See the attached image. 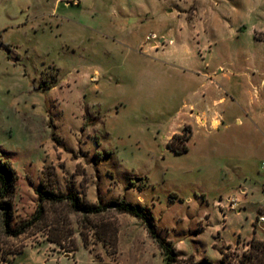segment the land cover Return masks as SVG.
<instances>
[{"label": "rangeland", "instance_id": "1", "mask_svg": "<svg viewBox=\"0 0 264 264\" xmlns=\"http://www.w3.org/2000/svg\"><path fill=\"white\" fill-rule=\"evenodd\" d=\"M99 1L88 0L83 19L74 14L79 6L62 2L53 13L60 26L6 38L28 45L19 64L4 62L11 48L0 44V162L10 161L16 174L11 229L34 217L42 186L105 210L87 215L68 202L48 205L45 220L19 236L6 233L0 213V264H165L143 222L108 207L121 200L147 208L159 234L187 257L219 264L223 248L225 264H238L254 238L264 240V0H197L196 28L222 47L213 63L240 72L248 113L230 130L222 128L218 142L225 154L219 158L202 134L189 153L168 150L162 54L150 53L142 79L139 71L130 77L121 52L109 68L100 61L85 67L83 39L98 20L113 22L122 14V0ZM125 1L130 17L152 19L145 33L155 32L159 43L166 30L192 33L193 0ZM54 2L0 0V35L10 13L36 21L52 15ZM22 100L28 101L23 108ZM238 127L245 142L228 155L225 139ZM238 195V205L229 200Z\"/></svg>", "mask_w": 264, "mask_h": 264}, {"label": "crops", "instance_id": "2", "mask_svg": "<svg viewBox=\"0 0 264 264\" xmlns=\"http://www.w3.org/2000/svg\"><path fill=\"white\" fill-rule=\"evenodd\" d=\"M87 2L88 0H81L77 5L80 9L74 14L78 19L84 18ZM99 2L100 4L106 3V0ZM122 2V14L116 16L113 22L98 20L97 30L89 33V37L86 35L88 40L83 39V54L87 57L83 60V64L89 68L88 64L100 61L103 68H109L113 62V56L122 53L131 70L130 77L135 79L136 71H139V79H142L148 74L151 63L150 53L162 54L161 58H164V63H161V70H163V77L160 81L161 99L165 115L170 122L169 130L165 135L166 144L175 134L183 133L185 127L190 126L191 138L187 142L189 151L186 153L192 151L191 142L196 135L202 134V143L211 152V156L221 157L225 154H222V148L218 142V137L220 138L223 134L222 128L230 130L234 125L242 123L240 116L243 113L247 117L248 113L240 72L231 64L213 63V56L217 50H222V47H218L212 33L207 31L202 33L196 28L198 1H192V4L196 3L195 8L188 16L192 31L190 36H185L183 33H176L173 36V33L166 30L163 34L164 38H161L163 42L157 44L146 40L149 35L145 33L146 25H150L152 19L142 20L141 17L137 19L135 16L130 17L127 9H124L127 7L126 1L122 0ZM61 3L55 0L52 15L43 14L36 21L14 15L13 12L10 13L2 26L4 28L0 35V44L7 49L11 48V51H8L12 57H7L4 62L19 64L23 57L22 54L29 49L25 41L13 42L7 40L9 36L13 34L25 36L31 29L45 30L47 24L50 25L53 22L60 26L61 22L55 19L53 13L61 6ZM136 25L137 28H135ZM89 78L95 79L96 77L90 75ZM255 92H258L257 89ZM24 103L28 101L22 100V108ZM251 119L256 122L255 117L251 116ZM235 132L233 137L225 139L223 145L228 155H235L237 153L235 148L245 142L239 127L235 128ZM170 152L173 151L170 150ZM230 158L232 159V156ZM240 193L247 196L245 190ZM242 195H238L235 199L229 197V200L236 201L235 204L238 205ZM230 207H232L231 203Z\"/></svg>", "mask_w": 264, "mask_h": 264}, {"label": "trees", "instance_id": "3", "mask_svg": "<svg viewBox=\"0 0 264 264\" xmlns=\"http://www.w3.org/2000/svg\"><path fill=\"white\" fill-rule=\"evenodd\" d=\"M191 138V127L186 126L183 133H177L167 143V147L176 154H183L189 151L187 142ZM16 174L10 161L5 160L0 162V213L3 216V222L8 235L19 236L25 233L30 227L37 222L45 220L48 210V205L56 203L68 202L76 212H82L87 215L100 214L105 210V207L95 206L90 204H81L80 196L75 193L66 195H58L51 189L40 187L37 190L39 196V207L34 217L23 223L17 229H11L12 220V201L11 198L14 192V182ZM108 207L115 208L118 212L129 213L143 222L149 235L157 243L161 252L165 255V264H212L207 258L197 261L195 255L186 256L179 251L172 240L162 237L155 225L152 213L144 206L136 205L126 200L112 201ZM53 242L61 244V240L52 239ZM222 259L219 264H225L226 254L223 248H220ZM186 256V257H183ZM186 261V262H185ZM238 264H264V240L253 239L250 242V249L244 253L243 258Z\"/></svg>", "mask_w": 264, "mask_h": 264}, {"label": "built area", "instance_id": "4", "mask_svg": "<svg viewBox=\"0 0 264 264\" xmlns=\"http://www.w3.org/2000/svg\"><path fill=\"white\" fill-rule=\"evenodd\" d=\"M59 2H63V3H65L66 5H78L79 3H80V1L81 0H58ZM157 39H158V36H157V34L156 33H151L150 35H148L147 37H146V40L147 41H154L155 42V44H157V43H159L158 41H157ZM260 223H264V217H261L260 218Z\"/></svg>", "mask_w": 264, "mask_h": 264}]
</instances>
